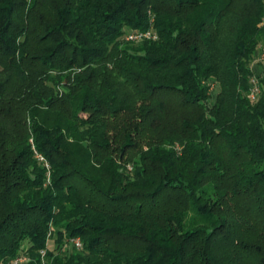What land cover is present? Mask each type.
Returning a JSON list of instances; mask_svg holds the SVG:
<instances>
[{
    "label": "trees",
    "instance_id": "obj_1",
    "mask_svg": "<svg viewBox=\"0 0 264 264\" xmlns=\"http://www.w3.org/2000/svg\"><path fill=\"white\" fill-rule=\"evenodd\" d=\"M261 44L264 0H0V264H264Z\"/></svg>",
    "mask_w": 264,
    "mask_h": 264
},
{
    "label": "built area",
    "instance_id": "obj_2",
    "mask_svg": "<svg viewBox=\"0 0 264 264\" xmlns=\"http://www.w3.org/2000/svg\"><path fill=\"white\" fill-rule=\"evenodd\" d=\"M126 38H127V40L156 39L157 34L153 30L149 29L146 31L130 32L127 34ZM256 60L260 61L264 64V46L259 48ZM261 90H262V87H261L260 82L258 81V79L256 77H253L250 80L249 97L251 99H256L259 96V94L261 93ZM38 156L41 160H44L43 156H41V155H38ZM70 243L75 245L78 249H81L83 247V244H82V241L80 240V238H74L70 241ZM23 260H25V258H23V257L17 258L14 261H12L11 264H17L18 262H21Z\"/></svg>",
    "mask_w": 264,
    "mask_h": 264
},
{
    "label": "rangeland",
    "instance_id": "obj_3",
    "mask_svg": "<svg viewBox=\"0 0 264 264\" xmlns=\"http://www.w3.org/2000/svg\"><path fill=\"white\" fill-rule=\"evenodd\" d=\"M262 46H264V44H261V46L259 48H261ZM258 51H259V49H258ZM258 51H257V54H258ZM256 57H257V55H256ZM256 57L253 60L251 67H252V69H254V67H255L254 71L257 73H264V64L260 61H257ZM50 244H52V243H50Z\"/></svg>",
    "mask_w": 264,
    "mask_h": 264
},
{
    "label": "crops",
    "instance_id": "obj_4",
    "mask_svg": "<svg viewBox=\"0 0 264 264\" xmlns=\"http://www.w3.org/2000/svg\"><path fill=\"white\" fill-rule=\"evenodd\" d=\"M258 68H259V67H258ZM254 69H255V67H254ZM254 69H253V70H254ZM256 73H257V72H256Z\"/></svg>",
    "mask_w": 264,
    "mask_h": 264
}]
</instances>
